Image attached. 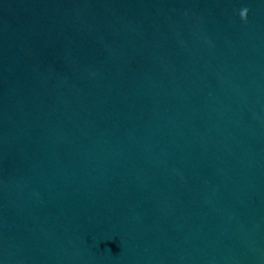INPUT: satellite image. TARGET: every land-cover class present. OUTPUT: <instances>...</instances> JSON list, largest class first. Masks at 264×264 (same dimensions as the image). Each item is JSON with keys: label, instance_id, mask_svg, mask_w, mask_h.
<instances>
[{"label": "water", "instance_id": "95a60500", "mask_svg": "<svg viewBox=\"0 0 264 264\" xmlns=\"http://www.w3.org/2000/svg\"><path fill=\"white\" fill-rule=\"evenodd\" d=\"M0 264H264V0H0Z\"/></svg>", "mask_w": 264, "mask_h": 264}]
</instances>
